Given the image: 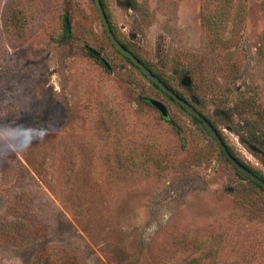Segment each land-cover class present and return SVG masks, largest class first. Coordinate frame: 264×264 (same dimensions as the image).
<instances>
[{
    "label": "rangeland",
    "instance_id": "rangeland-1",
    "mask_svg": "<svg viewBox=\"0 0 264 264\" xmlns=\"http://www.w3.org/2000/svg\"><path fill=\"white\" fill-rule=\"evenodd\" d=\"M102 1L264 176L235 107L264 121V0ZM0 228L33 234L0 264H264V190L112 47L93 0H0Z\"/></svg>",
    "mask_w": 264,
    "mask_h": 264
},
{
    "label": "water",
    "instance_id": "water-1",
    "mask_svg": "<svg viewBox=\"0 0 264 264\" xmlns=\"http://www.w3.org/2000/svg\"><path fill=\"white\" fill-rule=\"evenodd\" d=\"M94 5L97 9L101 24L104 28V32L112 44V46L120 52L124 57H126L134 66H136L151 82H153L161 91L170 96L176 103L182 106L190 115L194 116L198 120L202 122L205 129L209 132L212 138L215 140L218 148L222 151L225 158L230 162V164L239 172H241L244 176L249 178L251 181L255 182L259 186L264 189V179L260 176L256 175L251 169L241 163L229 150L227 144L217 131V129L213 126V124L209 121V119L203 115L193 104L188 102L186 99L181 97L174 89L169 87L165 82H163L156 74H154L131 50L126 48L119 39L113 33L111 26L109 24V20L104 11L101 0H93ZM66 24V33L69 32L68 28V20H65ZM150 105L156 108L162 118L167 119L169 114L167 111V107L159 100L155 99H147L146 100Z\"/></svg>",
    "mask_w": 264,
    "mask_h": 264
},
{
    "label": "trees",
    "instance_id": "trees-1",
    "mask_svg": "<svg viewBox=\"0 0 264 264\" xmlns=\"http://www.w3.org/2000/svg\"><path fill=\"white\" fill-rule=\"evenodd\" d=\"M101 3L103 5L104 11L106 13L105 10V6L103 1L101 0ZM107 15V13H106ZM107 18L109 20V17L107 15ZM109 24L111 26L110 20H109ZM111 29L113 31V33L115 34L112 26ZM115 36L117 37V35L115 34ZM118 38V37H117ZM119 39V38H118ZM119 41L126 47L127 45L124 44L120 39ZM110 42V41H109ZM111 44V43H110ZM112 45V44H111ZM113 47V46H112ZM114 48V47H113ZM115 49V48H114ZM129 49V48H128ZM116 50V49H115ZM130 50V49H129ZM117 51V50H116ZM118 52V51H117ZM133 52V51H132ZM129 64H131L133 67H135L153 86H155L157 89H159L153 82H151L136 66H134L126 57H124L120 52H118ZM134 53V52H133ZM135 54V53H134ZM136 55V54H135ZM137 56V55H136ZM138 57V56H137ZM154 74H156L163 82H165L169 87H171L172 89H174L170 83L168 82V80L164 77V72L163 70L160 69L159 66H157L154 62H149V61H143L140 57H138ZM176 71L178 72H183L186 71L189 73L190 75V79H191V83L193 86H196L197 81H196V74H195V70L194 68L190 67V66H186L183 65L180 68H177ZM160 90V89H159ZM175 90V89H174ZM213 90V89H211ZM161 91V90H160ZM162 93H164L163 91H161ZM175 92H177L175 90ZM212 95H216L217 93L214 92V90L212 91ZM181 97H183L184 99H186L188 102H190L191 104H193L203 115H205L209 121L213 124V126L217 129V131L219 132V134L221 135V137L223 138L220 130L217 128V126L215 125L214 121H212L210 119V117L208 115H206L200 108H198L192 101H190L189 99H187L186 97H184L182 94H180L179 92H177ZM165 94V93H164ZM171 101H173L175 104H177L182 110H184L185 112H187L182 106H180L178 103H176L170 96H168L167 94H165ZM246 100V101H245ZM249 100L247 98L243 99V95L241 96V98L239 99L238 103H237V109L240 115V121L238 123V132L240 133L241 137L243 138L244 141H246L248 144L253 145L256 149H258L264 156V121L260 122L259 119L257 117H252L249 115L248 112V108L250 106H248ZM187 114L194 119L196 122H198L202 128L204 130L205 127L202 124V122L200 120H198L197 118H195L194 116L190 115L188 112ZM207 131V130H206ZM208 132V131H207ZM209 134V132H208ZM210 135V134H209ZM211 136V135H210ZM212 137V136H211ZM213 139V138H212ZM214 140V139H213ZM224 140V139H223ZM215 141V140H214ZM216 143V142H215ZM226 143V142H225ZM228 146V145H227ZM229 150L231 151V153L241 162L243 163L245 166H247L249 169H251L256 175L260 176L261 178L264 179V176L261 175L258 171L254 170L253 168H251L249 165H247L246 163H244L242 160H240L231 150V148L228 146ZM220 153L222 156L223 153L222 151L219 149ZM225 158V156H224ZM226 159V158H225ZM227 160V159H226ZM228 161V160H227ZM229 162V161H228ZM230 163V162H229ZM234 168V167H233ZM235 169V168H234ZM236 170V169H235ZM237 171V170H236ZM241 176H243V178H245L246 180H248L249 182L253 183L255 186H257L258 188L264 190L261 186H259L258 184H256L255 182L251 181L249 178H247L246 176H244L241 172L237 171ZM33 237L32 233H27L23 236L20 235L19 231L15 230V231H7L4 228H0V243H2V240L4 239H10L13 242H18L22 239H26V241L30 240Z\"/></svg>",
    "mask_w": 264,
    "mask_h": 264
}]
</instances>
